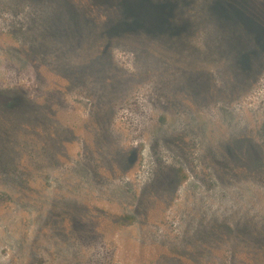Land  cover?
Instances as JSON below:
<instances>
[{"label": "rangeland", "instance_id": "374dc122", "mask_svg": "<svg viewBox=\"0 0 264 264\" xmlns=\"http://www.w3.org/2000/svg\"><path fill=\"white\" fill-rule=\"evenodd\" d=\"M0 264H264V0H0Z\"/></svg>", "mask_w": 264, "mask_h": 264}, {"label": "trees", "instance_id": "16d2710c", "mask_svg": "<svg viewBox=\"0 0 264 264\" xmlns=\"http://www.w3.org/2000/svg\"><path fill=\"white\" fill-rule=\"evenodd\" d=\"M225 14H223V16H224ZM227 15H225V18H229L228 16L226 17ZM51 27L49 28V29H51L50 31L52 32V31H59L60 30V28H58V25H57V23H52V25H50ZM49 29H48V31H49ZM260 41V40H259ZM243 57L244 58H248L249 56H244L243 55ZM242 57V58H243ZM7 95V97L9 98V102L5 105V109H7V110H12V109H14V107L18 104V102L19 101H22L21 100V97L17 94H14V93H8V94H6ZM23 112H24V110H23ZM22 112V113H23Z\"/></svg>", "mask_w": 264, "mask_h": 264}]
</instances>
